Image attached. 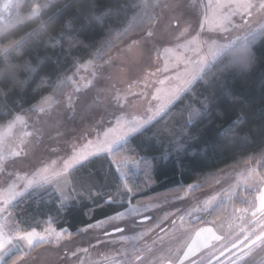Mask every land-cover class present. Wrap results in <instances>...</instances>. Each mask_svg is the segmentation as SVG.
Instances as JSON below:
<instances>
[{
	"label": "trees",
	"instance_id": "obj_1",
	"mask_svg": "<svg viewBox=\"0 0 264 264\" xmlns=\"http://www.w3.org/2000/svg\"><path fill=\"white\" fill-rule=\"evenodd\" d=\"M162 5L163 0L20 1L0 27V124L17 114L33 118L28 109L43 97L64 99L71 85L66 77L79 64L98 63L125 40L147 32ZM228 90L230 100L189 119V107L198 111L201 96L222 97ZM185 92L182 101L165 110L167 115L130 135L107 156L79 163L84 166L75 172L74 188L69 183L72 198L67 205L49 185L16 199L10 209L12 226L42 231L51 224L76 238L88 224L124 210L98 206L92 192L113 193L116 182L126 179L130 186L139 185L133 203L147 204L181 195L189 185H202L193 195L207 191L216 185L213 177L220 178L225 169L247 166L244 160L254 162L264 152V26L225 50ZM115 155L137 159L139 172L121 179L110 164ZM146 171L153 178L149 187H144ZM235 202L240 203L237 198ZM215 207L194 226L224 216L226 211Z\"/></svg>",
	"mask_w": 264,
	"mask_h": 264
},
{
	"label": "rangeland",
	"instance_id": "obj_2",
	"mask_svg": "<svg viewBox=\"0 0 264 264\" xmlns=\"http://www.w3.org/2000/svg\"><path fill=\"white\" fill-rule=\"evenodd\" d=\"M183 1V5L182 2L171 6L170 0H164L165 6L147 32L125 40L98 63L87 60L83 62V68L78 67L79 64L69 76L79 81V90L74 91L71 84L64 99H55L57 110L52 112V119L47 125L49 134L43 139L33 126L36 116L27 119L23 114H17L0 124V200L6 196L12 205L20 197L14 194L15 191L24 194L44 185L52 186L60 195L59 184L63 186L64 205H67L72 197L69 184L64 185V177L68 175L65 166L60 163L64 153L53 152L52 148L58 146L71 153L69 146L76 144L77 150L82 151L79 146L90 140L92 146L88 152H84L83 158H77L74 163L70 160L71 167L90 157L109 153L133 134L129 129L146 115L166 110L175 101L177 90L184 88L186 91L225 50L264 26V0H198V6L190 0ZM249 3L251 8L241 7ZM81 77L84 79L81 80ZM89 81H92V86L84 88L83 85ZM69 94L74 104L71 110L67 103ZM113 112L120 118L119 124ZM17 116H21L22 120H17ZM53 120L62 125L60 137L54 130ZM36 126L39 127V124ZM105 132L108 137L103 135ZM51 160L57 161L55 167L59 174H38ZM247 167L236 168L235 172L231 168L225 169L220 175V183L207 191L193 195V190L188 187L178 195L179 199L177 196L165 197L145 204L151 206L146 213L151 220L129 224L125 228L128 240L121 241L117 234L107 238L105 244L97 243L96 237L102 236L104 227H107L104 225L89 233L82 232L76 238L64 239L61 247L43 244L34 250L30 259L35 264H61L66 259L76 264L75 258L68 253L71 248L77 251L83 264H120L125 251L147 248L150 252L145 253L144 264H176L175 255L179 252L182 256L188 247H195L194 242H197L199 250L190 255L185 264H204L214 251L213 245L219 247L238 231L240 221L232 215V208L246 205L236 204L235 193H241L250 201L255 199L259 207L260 193L255 188L258 179L247 181ZM121 168L125 176L117 174L124 179L129 173L139 172V162L137 159L128 160ZM263 171L264 168H261L260 172ZM28 179L34 182L25 190ZM12 182L16 185L15 190L5 192L4 186ZM237 184L239 187H235ZM230 185L233 186L232 199L228 195ZM253 191L252 197L246 196ZM212 197H217L213 207L220 205L222 199L226 213L216 222L194 226V222L207 212L203 210L204 202ZM0 215L7 218V223L0 219V230L7 234L13 228L10 213L0 211ZM149 227L151 231H146ZM108 230L111 231L110 228ZM39 232L43 233V230ZM141 233L146 234L138 238ZM215 236L221 237V240L217 241ZM80 249L88 251L85 253ZM257 263L259 261H255Z\"/></svg>",
	"mask_w": 264,
	"mask_h": 264
},
{
	"label": "snow or ice",
	"instance_id": "obj_3",
	"mask_svg": "<svg viewBox=\"0 0 264 264\" xmlns=\"http://www.w3.org/2000/svg\"><path fill=\"white\" fill-rule=\"evenodd\" d=\"M251 4L242 5L241 7L251 8ZM264 7V5H262ZM91 63V61H89ZM78 67L83 68L85 65L81 63ZM81 80L84 77L80 78ZM66 80L71 82L73 85L74 91L79 90V81H77L74 76L66 77ZM186 83H189L186 81ZM92 86V81H89L87 84H84V88H88ZM207 87H211V83L207 85ZM180 93H185V89L181 88L177 90V94L174 96L175 102L182 101L185 97L184 95H180ZM232 97L231 90H228L224 93L222 97H217L215 94L212 95H203L196 101L197 109H193L189 107L188 111L190 113L189 119H192V116H200L201 113L207 112L210 109H215L221 104L225 103L227 100H230ZM68 108L71 110L74 108V104L72 103V97L69 94L67 98ZM57 101L53 96L43 97L37 104L30 106L28 109L29 112L33 113L37 117L36 124L33 126L36 128V131L39 133L41 139L48 133V121L52 119V112L56 111ZM122 111V109H121ZM151 112V109L148 110ZM171 111V109H168ZM167 115V111L158 110L151 115H146L144 119L137 123L134 127L130 128L129 131L131 133L137 132V130L141 129L143 126L148 125L150 122L156 120L161 115ZM116 119L117 123H120V118L117 113L113 112L112 114ZM17 120H22L21 116L16 117ZM194 121V120H193ZM39 124V127L36 125ZM54 130L57 133V137H60V128L62 125L58 120H53ZM231 127V126H230ZM105 137H108V133H103ZM115 139V138H114ZM59 139H57V145H59ZM110 144L111 141H108ZM92 146V142L87 140L85 144L79 146V149L82 151H78V146L76 144H71L69 147L71 148V153L63 151L58 146L52 148L53 152H63L62 159L60 161L68 171V175L64 177V185H68L71 183L73 188L75 186V172L79 167H83V164L77 165L76 168L71 167L69 161L71 160L73 163L77 160V158H83L84 152H88V149ZM182 147L183 145H178ZM75 153V155H73ZM90 154V153H89ZM107 156V153H104ZM95 157V156H93ZM89 160H85V163H88ZM128 163V157L123 155H115L113 160L110 161L115 168V172H118L120 177H124L125 173L121 168L122 164ZM243 165H247L246 171L248 172L247 181L256 178L258 182L255 184L256 190L260 193L259 196V207H257L255 199L251 201L248 200L247 197L241 196L239 193H235L236 198L242 204H245L246 207H233L232 215L240 221L238 225V231L235 232L231 238L227 239V242H223L219 247L213 245L214 251L210 253L209 256V264H255V257L257 255H264V192H261V188H264V173L260 172L261 168H264V152H261L257 157L254 158V162L251 160H244ZM56 160H51L50 163L44 164L41 169V172L38 174H47L51 173L52 175H58V171L56 170ZM239 165V164H237ZM237 165H232L231 170L233 172L236 171ZM227 174V173H224ZM18 179H24L23 177H18ZM213 180L216 183H220L219 177L214 176ZM153 181V178L149 171L145 172L144 179V187H149L150 182ZM34 181L28 179L25 181V190L33 183ZM211 183V181H210ZM202 187V185H189V190H195L197 188ZM233 186L230 185L229 188V199H232L233 193L231 192ZM235 187H239L237 184ZM16 185L12 182L9 185L4 186L5 192L15 190ZM139 190V185L130 186V183L124 179L123 181L116 182L114 192L113 193H104L101 194L97 191L95 194L90 193V197L93 199L94 203L98 206H102L103 204L113 206L117 205L119 208H123V211H116L114 216L107 217L105 220H99L95 224H88L86 228L81 229V232H90V230H94L96 228H101L104 225L102 236H97V243L105 244L107 242V238L119 235L121 241L128 240L129 237L125 234V228L139 220L140 223H144L146 221H150L151 217L146 213L149 212V205L143 204L141 201L137 200L136 203H133V200H136L137 191ZM58 191L60 195L58 196L61 199L62 205L65 198H63V186L58 184ZM15 195L23 196L22 192L15 191ZM179 199V196H177ZM217 197H212L209 201L204 202V211H207L209 215L215 212L217 209L213 207V203L216 201ZM11 205L9 204L7 197L3 200H0V211L2 213H10ZM220 209L222 211H227L225 207H223V202L221 199ZM11 214V213H10ZM0 219H4L5 223H7V218L0 215ZM158 227V225H157ZM111 229L109 231L108 229ZM146 231H151V228H147ZM203 231L211 232V229H204ZM146 233H141L138 238H142ZM71 239V234L67 233L66 230L56 231L54 228L49 227L43 230V233L36 230V228H32L29 230H22L18 225H14L13 228L5 233V231L0 230V264H35L33 260L30 259L32 250L43 244H55L57 247H61V241L64 239ZM214 239L217 241L221 240V237L215 236ZM224 239V238H223ZM195 247H188L187 251H184L182 256L179 252L175 255L174 259L176 264H185V261L188 260L190 255L195 254L196 251L199 250V243L194 242ZM87 253L88 249H80ZM150 252L147 248H133L131 252L125 251L123 253L124 259L120 261V264H144V260L146 259L145 253ZM68 253H70L71 257L75 258L76 264H83L80 261V257L77 254V251L73 249H69ZM68 254L66 253V256ZM171 255V253H170ZM61 264H72L71 261L65 260L62 261Z\"/></svg>",
	"mask_w": 264,
	"mask_h": 264
},
{
	"label": "built area",
	"instance_id": "obj_4",
	"mask_svg": "<svg viewBox=\"0 0 264 264\" xmlns=\"http://www.w3.org/2000/svg\"><path fill=\"white\" fill-rule=\"evenodd\" d=\"M22 0H0V27L6 24L16 7Z\"/></svg>",
	"mask_w": 264,
	"mask_h": 264
},
{
	"label": "crops",
	"instance_id": "obj_5",
	"mask_svg": "<svg viewBox=\"0 0 264 264\" xmlns=\"http://www.w3.org/2000/svg\"><path fill=\"white\" fill-rule=\"evenodd\" d=\"M189 1V0H188ZM187 1V3H189ZM183 2V3H182ZM190 2H195V4H197V6L199 5L198 4V0H190ZM172 3V4H171ZM180 3H182V5L185 3L183 0H170V5L171 6H177V5H179ZM163 6H165V2H164V0H163V5H162V7L161 8H163ZM161 8H160V10H161ZM160 12V11H159ZM159 14V13H158ZM165 111V110H164Z\"/></svg>",
	"mask_w": 264,
	"mask_h": 264
},
{
	"label": "flooded vegetation",
	"instance_id": "obj_6",
	"mask_svg": "<svg viewBox=\"0 0 264 264\" xmlns=\"http://www.w3.org/2000/svg\"><path fill=\"white\" fill-rule=\"evenodd\" d=\"M255 261H259V263H257V264H264V258H261V255H257L255 257ZM204 264H209V261L204 263Z\"/></svg>",
	"mask_w": 264,
	"mask_h": 264
}]
</instances>
